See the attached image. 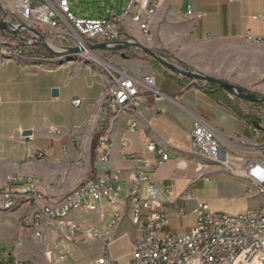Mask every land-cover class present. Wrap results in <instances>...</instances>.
Here are the masks:
<instances>
[{
	"label": "crops",
	"instance_id": "0c3cea01",
	"mask_svg": "<svg viewBox=\"0 0 264 264\" xmlns=\"http://www.w3.org/2000/svg\"><path fill=\"white\" fill-rule=\"evenodd\" d=\"M139 2L132 0L126 15H109L120 22L134 42L154 53H167L191 72L226 81V64L239 67L246 62L241 59L242 53L264 49V45L255 44L256 38L264 39V0H157L146 34L132 20L134 14L140 13ZM188 9L194 23L185 18ZM143 21L146 22L145 17ZM3 36L0 33V190L9 177H31L36 180L41 200L33 203L20 197L14 200L12 210H0V219H12L15 227L9 235L0 225V240L24 235L27 242L48 257V262L37 264H95L105 244L115 264H131L133 246L141 231L140 226L130 222L126 192L142 167L136 161L142 152L148 159L147 173L156 177L174 201L165 233L184 235L195 226V196L214 213L237 215L264 210L263 196L245 193L250 185L244 178L230 175L216 165H206L192 147L190 134L196 117L203 118L220 135L251 138L253 121L244 118L237 105L228 106L220 93L213 94L215 90L208 83L152 69L138 58L122 57L127 50L105 53L98 67L77 58H18L4 51ZM261 60L255 62L262 63ZM122 75L135 81L140 106L122 109L110 119L107 128V165L119 176V200L110 205L102 199L93 211H72L62 220V227L42 214L35 218L41 207L59 202L80 183L93 178L91 169L95 174L101 170L102 164L91 165L90 143L101 120L102 101L109 97ZM147 76L154 77L153 91L158 94L144 86ZM77 99L80 105L74 107L72 102ZM132 125L136 127L134 132H130ZM26 132L30 134L25 135ZM148 144L158 155L162 151L167 160L161 162L155 154L147 153ZM38 153L43 157H35ZM232 161L235 164L234 158ZM195 168H202L206 179L199 178ZM146 186L141 184L144 202ZM201 191L202 200L198 196ZM184 194L192 198L185 200ZM178 210H183L184 215L177 216ZM119 212L120 220L111 227ZM187 214L194 219L186 227L179 226ZM70 225L75 226L72 233ZM89 229L96 231L97 236L88 238ZM60 254L66 256V262L57 263ZM15 260L29 264L27 258L18 256L7 261Z\"/></svg>",
	"mask_w": 264,
	"mask_h": 264
},
{
	"label": "built area",
	"instance_id": "2783aa9c",
	"mask_svg": "<svg viewBox=\"0 0 264 264\" xmlns=\"http://www.w3.org/2000/svg\"><path fill=\"white\" fill-rule=\"evenodd\" d=\"M6 1L8 13L1 20L7 23L10 29L16 28L18 23L34 29H46L61 42L59 48L62 50L82 47L87 53L86 47L90 45L105 44L107 47H113L124 42L123 37L119 35L120 22L117 19L110 15L78 19L71 13L69 0H39L41 3H37V0ZM156 8L157 0H151V6H141V12L136 15L140 19L141 28H144L146 33L147 14L155 12ZM143 17L146 22L143 21ZM185 18L191 23L195 22L193 13L189 9L185 13ZM23 34L24 32H21L15 39L24 46L34 42L28 36L23 37ZM3 37L1 45L4 51L20 52L8 44V40H13L14 37L10 35ZM255 44L264 45V39L256 38ZM143 83L148 90L158 94L153 91L154 77H145ZM119 85L120 94L108 98L104 117L109 116L111 119L118 115L122 112L123 106L135 108L140 106L139 93L133 78L122 75ZM228 96L233 97L230 94ZM72 104L78 107L80 100H74ZM97 127L99 129V124ZM134 127L132 125L130 132H134ZM250 131L249 140L235 134L220 135L203 118L196 117L190 140L195 152L217 160L218 169L228 167L229 172L251 176L259 184L260 191H264V127L260 116H257L250 125ZM108 147L106 131L97 142L95 154V161L103 165L101 170L93 178L80 183L59 202L41 207V211L47 212V219L56 223L55 214L73 207V203L96 205L102 199H106L110 205L117 203L122 188L118 185L119 176L115 175L107 165L110 158ZM146 152L155 154L161 162L167 160V156L158 155L151 150L150 144L147 145ZM36 155L43 157L42 153ZM233 158L236 160L235 164ZM136 161L141 163L142 167L132 177L133 185L126 192V197L130 200V214H137V221L130 222L135 227L140 226L141 236L133 246L131 264H264V223L258 219L259 208L231 215V218L212 219L209 217L207 205L195 196V226L184 235L165 233L164 227L168 224L174 201L169 191L159 185L156 177L151 178L147 173L148 159L144 152ZM195 171L199 178L206 179L202 168H195ZM142 183L147 184L145 202L142 200ZM14 189H20L21 193L14 192ZM246 194L248 195L247 192ZM20 197L26 202L37 203L41 200L35 179L22 176L7 179V184L0 190V204H11ZM183 197L185 200L192 198L188 194H184ZM176 215L183 216L184 211L178 210ZM35 218H38V214ZM120 218L121 212L115 215L111 227ZM58 225L63 226V224ZM74 229V225L69 226L71 233ZM86 235L91 238L96 237L97 233L89 229ZM36 236L39 237L38 234ZM66 260V256L62 254L56 258L57 263H64ZM115 261L109 253L108 244H105L102 255L95 264H115ZM0 264L28 263L15 260L0 261Z\"/></svg>",
	"mask_w": 264,
	"mask_h": 264
},
{
	"label": "rangeland",
	"instance_id": "374dc122",
	"mask_svg": "<svg viewBox=\"0 0 264 264\" xmlns=\"http://www.w3.org/2000/svg\"><path fill=\"white\" fill-rule=\"evenodd\" d=\"M68 3H69V8L71 10V13L76 18L89 19V18L106 16V15H109L110 13H116L120 17L126 11L128 14L132 0H69ZM7 6H8V3L6 0H0V8L3 12L6 11L5 13H8ZM3 8L4 9L6 8V10H4ZM40 31L42 32V34H46L51 38V40L47 41V43L51 44L55 48L60 47L61 42L58 39H56L55 36L49 33L48 30L41 29ZM27 35L29 38L32 37L30 34H27ZM127 36L130 37L129 35ZM131 41L134 42L132 38H131ZM15 42H17V40H11V39L8 40L9 46L14 47V48H16L14 46ZM89 53H91L92 56H89V54H87L88 56L78 57L77 59H79L82 62H86L93 67H98L103 62V58L106 57L105 53H108V52L95 51V52H89ZM133 53L139 54L140 56L137 57L138 55H134ZM125 54L131 55L133 56L132 58H138L139 60H141L142 57L145 56L138 50H130V51L127 50ZM164 54L167 56L169 60L168 63L173 64L177 66L178 68H180L177 65V62H180V61L174 59L172 56L168 55L167 53H164ZM241 56H242L241 58L242 61H246V62H242V64L239 67L238 66L235 67L234 64L232 63L226 64L227 69L225 70L224 76L227 82L226 81H223V82H226V83L230 82L229 84L242 89L244 92L253 93L258 96L264 97V49H260L257 51L249 49L245 51L244 53H242ZM257 59L258 60L262 59L261 60L262 63H256L255 61ZM60 60L61 59H58V61ZM185 66L191 72V69L187 65ZM220 95L224 98L225 103H227L228 106L230 104L237 105L238 109L241 112L240 114L242 116L244 117L250 116L252 121H254L257 116H260L262 118V123L264 127V105L263 107L253 108L250 103L239 101L233 97L229 98L230 96H228L229 94H227L226 92L221 91ZM205 164L210 165L209 163H206V162ZM201 190L206 191L205 188H202ZM203 195H204L203 193L201 195L198 194V196H200L199 197L200 200H202ZM1 212H4V211H1ZM193 219H194V216L192 214H189V215L187 214V218L184 220H181L179 222V226L186 227L189 224V222H191ZM195 221H196V215H195ZM0 225L2 227L1 229H5V231H8L9 235L15 232V227L12 225V219L10 218L0 219ZM81 254L83 256L86 255L84 251L81 252ZM13 256L14 257L15 256L25 257L28 259L27 261L29 262V264H37L38 262H44V263L48 262V257L46 255H43L34 245L27 242L26 237L22 234H19L18 236H12L11 238L7 240H4V239L0 240V261L5 262L10 257H13ZM85 264H91V263L87 262Z\"/></svg>",
	"mask_w": 264,
	"mask_h": 264
},
{
	"label": "water",
	"instance_id": "95a60500",
	"mask_svg": "<svg viewBox=\"0 0 264 264\" xmlns=\"http://www.w3.org/2000/svg\"><path fill=\"white\" fill-rule=\"evenodd\" d=\"M27 33L30 34L32 37L31 39L34 41L29 46H38L49 52L54 56V58L57 59H74L78 57H83L85 54L82 47H74V48H67V49H60L55 48L56 51L51 50L47 46V41H45L43 35L39 33L36 29L28 27L24 25L23 23H18L17 27L14 29H10L9 25L5 23L3 20H0V33L3 35H10L14 38L18 37V35L21 33ZM24 46L23 44H21ZM128 49H135L144 54L145 56L149 57L152 61L157 63L159 66H161L164 70L172 73L173 75H176L178 77H182L185 79H192L197 80L201 82H205L211 85H214L221 89L222 91L232 95L235 99L245 102V103H260L264 105V97L258 96L253 93H245L242 89L235 87L229 83L215 80L212 78L205 77L199 73L195 72H187L184 71L177 66L168 63L167 61L160 58L156 53L153 51H150L137 42L133 41H124L118 45H115L113 47H107L105 44H96V45H90L86 47L87 53L89 52H95V51H103V52H110V53H121ZM123 57V55H122ZM53 95L56 96L57 92L54 91ZM25 135H29V132L24 133Z\"/></svg>",
	"mask_w": 264,
	"mask_h": 264
},
{
	"label": "bare ground",
	"instance_id": "6f19581e",
	"mask_svg": "<svg viewBox=\"0 0 264 264\" xmlns=\"http://www.w3.org/2000/svg\"><path fill=\"white\" fill-rule=\"evenodd\" d=\"M141 6H151V0H140V2L138 3V8L139 11L141 12ZM137 8V9H138ZM137 12V11H136ZM155 12L147 14V23L148 21L151 19V17L154 15ZM127 14V12H125V15ZM133 22L136 23L140 30L143 33H146L144 28H141L140 26V19L139 17L136 16V14H134L133 18H132ZM48 48H50L51 50L56 51V49L51 45V44H47ZM8 53H11L12 56L14 57H18L22 56L19 52H17V50H5ZM87 54H89V56H92L91 53H85L83 56H88ZM117 94H120V85H119V80L117 81L114 89L111 91L109 97L105 98L102 101L101 107H100V114L101 117H104L105 113H106V105L108 103V98L110 97H114ZM124 108H133V109H137L135 107H131V106H123L122 109ZM135 126V125H134ZM136 128V127H135ZM108 143V141H107ZM151 149H153V145L150 146ZM159 152V151H158ZM197 155L201 156L207 163L211 164V165H216L217 166V160L214 159L211 156H207L204 154H200L199 152H195ZM159 154H162V156H166L165 154L162 153V151L159 152ZM108 156H110V152H109V147H108ZM35 157L40 158L41 155H35ZM222 171L233 175L235 177H241L244 178L248 183H249V188H247L246 192L248 193V195H254V193H256L257 196H263L264 197V191H260V186L259 184H257L255 179H252L251 176L248 175H244V174H239V173H232L229 172L228 167H221L220 168ZM13 177H19V176H13ZM7 184V182L5 183ZM5 187V185H4ZM16 203L12 202L11 204L9 203H2L0 204V210L2 211H10L15 207ZM80 208H86L89 211H93L95 209V205H90L89 203H73V207H68L67 209H65L64 211L58 212V214H55V221L59 224H62V220L72 211H76ZM256 210V209H253ZM248 211H252V210H248ZM247 212V211H246ZM38 214V218L40 217V215H44L47 217V212L45 211H41ZM209 217H211L212 219H220L221 218H231V215L228 214H224V213H214L211 212L209 210ZM258 219H260L262 221V223H264V212L263 209H259L258 212ZM130 220L131 221H137V214H130Z\"/></svg>",
	"mask_w": 264,
	"mask_h": 264
},
{
	"label": "trees",
	"instance_id": "16d2710c",
	"mask_svg": "<svg viewBox=\"0 0 264 264\" xmlns=\"http://www.w3.org/2000/svg\"><path fill=\"white\" fill-rule=\"evenodd\" d=\"M7 15V13L3 12L0 8V20L2 18H4L5 16ZM39 33L42 34V32L39 30V29H36ZM119 35L121 37H123V40L124 41H131V38L128 37L122 30V28L119 26ZM25 37H27L28 35L26 33L23 34ZM45 41H49L51 40V38L46 35V34H42ZM13 40H16L15 38ZM15 47L20 51L19 53L21 55H24V56H27V57H34V58H54V56L52 54H50L49 52H47L46 50H44L43 48L41 47H38V46H22L20 42H15L14 43ZM131 49H128V51H130ZM157 55L162 58L163 60L169 62L167 56L164 54V53H161V52H158ZM124 57L125 58H132L133 56L131 55H126L124 54ZM142 61H145L147 63V65L153 69H156V70H159V71H165L161 66H159L157 63H155L154 61H152L149 57H142L141 59ZM177 65L184 71H187V72H190V70L185 66L183 65L182 63L180 62H177ZM209 88L211 89H214L215 91H213L214 93L213 94H217V93H220L221 92V89H219L218 87L214 86V85H211L209 84L208 85ZM247 93V92H245ZM251 106L253 108H258V107H263L262 104L260 103H252ZM244 118L246 119H250L251 120V117L250 116H245ZM109 120H110V117L107 116V117H101V120H100V123H99V129L97 131H95L92 135V139H91V143H90V162H91V165H94L96 163L95 161V154H96V150H97V142L98 140L104 136V134L106 133L107 131V128H108V125H109ZM91 175H95L94 173V169H91ZM10 262V261H8Z\"/></svg>",
	"mask_w": 264,
	"mask_h": 264
}]
</instances>
